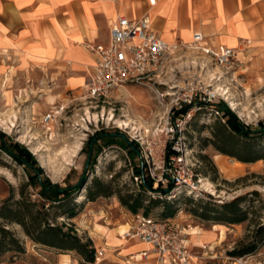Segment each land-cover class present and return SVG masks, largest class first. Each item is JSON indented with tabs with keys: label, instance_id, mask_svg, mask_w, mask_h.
Wrapping results in <instances>:
<instances>
[{
	"label": "rangeland",
	"instance_id": "rangeland-1",
	"mask_svg": "<svg viewBox=\"0 0 264 264\" xmlns=\"http://www.w3.org/2000/svg\"><path fill=\"white\" fill-rule=\"evenodd\" d=\"M174 43L182 50L167 57L161 84L156 85L158 93L150 89L152 86L131 84L111 92L105 102L88 98L83 86L88 76L82 85L67 87L66 71L59 64L7 47L0 50V136L31 154L42 170L41 180L66 188L86 177L85 185L62 203V208H48L38 195L39 188L28 185L34 171L0 152V211L6 206L16 208L17 203L45 204L47 223L63 226L64 231L70 229L81 242L91 241L94 249V262L89 263L76 251L64 252L33 242L20 225L0 218V227L8 230L18 244L0 255V264H124L122 260L129 262L126 264H156L152 258L136 254L117 257L120 249L142 244L136 238L117 237L116 233L119 225L130 224L134 215L120 199L139 194L141 179L133 176V167L139 166H144L143 177L152 180L153 190L159 184L167 188L163 174L171 180L185 177L193 187L167 195L152 191L142 194L144 206L149 201L175 203L178 209L172 218L174 223L187 234L191 229L188 241L193 264L201 260L210 264H264V244L251 255H229L252 242L257 227L264 224V163L242 164L220 153L218 147L227 148L219 137L222 114L216 115L207 105L225 104L249 130H258L259 124H264V53H258L261 47L255 42L245 43L240 46L243 51L238 52L237 61L225 68L191 50L190 42ZM192 89H197L198 95L191 109L195 111L187 119L190 110L177 114L181 109L172 106L179 95ZM160 94L164 96L162 103ZM199 98H205L206 105H198L202 103ZM50 112L56 114L46 125L42 118ZM117 121L127 125L119 127ZM171 128L172 138L167 134ZM98 134H113L117 140L111 146H105V140L98 141L87 167V144ZM257 138L253 145L264 146V138ZM118 139L124 142L118 145ZM131 143L137 146L136 154L128 153ZM167 147L173 151L170 156L174 161L166 160ZM162 148L164 167L159 158ZM73 151L75 157H70ZM95 180L105 195L89 201L88 191L97 192ZM238 197L243 198L240 206L247 215L240 224H214L193 213L200 212L206 203L219 205ZM68 208L76 211L71 219L62 215ZM162 211V203L151 205L149 216L161 219ZM142 212L140 209L137 214ZM212 227L220 233L218 240L199 245L190 242L191 237ZM119 240L121 248L110 245ZM98 251H102L101 256Z\"/></svg>",
	"mask_w": 264,
	"mask_h": 264
},
{
	"label": "crops",
	"instance_id": "crops-1",
	"mask_svg": "<svg viewBox=\"0 0 264 264\" xmlns=\"http://www.w3.org/2000/svg\"><path fill=\"white\" fill-rule=\"evenodd\" d=\"M119 14L131 20L149 16L151 28L169 44L191 42L197 33L208 44L229 48L253 41L264 53V0H0V50L7 47L59 64L67 87L75 88L94 63L86 45L105 44L109 22ZM219 236L212 227L190 242L212 243ZM110 245L121 248L122 242ZM146 249L143 244L122 248L117 257L141 258L138 252Z\"/></svg>",
	"mask_w": 264,
	"mask_h": 264
},
{
	"label": "trees",
	"instance_id": "trees-1",
	"mask_svg": "<svg viewBox=\"0 0 264 264\" xmlns=\"http://www.w3.org/2000/svg\"><path fill=\"white\" fill-rule=\"evenodd\" d=\"M184 105L178 113H186L192 109V106ZM198 105H206V103H198ZM214 108L215 112L221 113L219 117L222 122L220 125V141L226 145L227 148L218 147L217 149L221 154L234 158L240 163H253L259 160L264 161V146L253 145V142L259 138H264V124H259L258 130H249L237 117V115L232 112L225 104H207ZM4 136H0V152L4 153L10 157L17 165H23L27 169H32L34 174L29 177L28 185L31 187L39 188V197L46 202L48 208L57 206L62 208L65 201L69 200L73 193L78 192L86 183V177L83 176L77 185L69 186L66 188H61L57 184H50L48 180H41L40 175L42 170L36 166V162L31 154L21 145L6 143L4 141ZM113 134H98L95 138H90L87 147L88 161L87 167L90 165L91 152L94 145L100 141L105 140V146H111L115 144L117 138ZM118 145H121L124 141L123 139H118ZM102 147H98V151H101ZM129 154H136L138 149L134 144H130ZM98 153V152H97ZM173 153L170 147L166 148V160ZM143 167H133L134 177H140L139 194L135 196H128L126 198H121L120 203L122 206L126 207L127 210L132 214H137L140 209H143V214L149 216V208L151 205L163 204V211L161 212V219L159 220H170L172 219L176 212L177 206L174 202L163 201H149L147 206L143 204V193L146 191H152L155 193H160L161 195H167L172 191L174 183L167 174H163V177L167 180L168 185L166 189L158 185L156 190H153L152 180H146L143 177ZM97 181H94V187L96 188L95 193L89 190L87 193V198L89 201H93L95 196H103L105 192L101 188L97 187ZM101 187V186H100ZM100 189V190H98ZM256 193V192H254ZM243 198L238 197L230 202H224L222 204L216 205V203H206L200 207V212L194 210L193 213L200 219L208 222H213L214 224H240L246 220V211L241 208L240 203ZM190 202L191 200L188 199ZM18 207L11 208L9 206L4 207L0 211V218L8 220L10 222L17 223L22 227L26 236H28L33 242L41 244L50 248H54L60 251H76L86 262H94V249L92 248L91 241L81 242L80 239L72 234L70 229L67 231L63 230V226H55L47 223L46 212L44 210L45 204L37 206V204L32 203L29 206L21 205V203L16 204ZM149 205V206H148ZM36 208L34 211L31 208ZM145 207V208H144ZM75 208H68L62 212V215H66L67 218L71 219L75 216ZM264 244V224L259 225L254 233L253 240L248 245L235 248L229 255L232 257H242L245 255H251L256 252L260 245ZM18 245L17 240L12 236V234L0 227V255L9 251L12 246Z\"/></svg>",
	"mask_w": 264,
	"mask_h": 264
},
{
	"label": "built area",
	"instance_id": "built-area-1",
	"mask_svg": "<svg viewBox=\"0 0 264 264\" xmlns=\"http://www.w3.org/2000/svg\"><path fill=\"white\" fill-rule=\"evenodd\" d=\"M248 43L247 41L246 44ZM184 47L187 46L184 45ZM188 47L225 68L234 64L237 61L238 52L243 51L242 47L235 49L224 45L208 44L204 37L197 33L193 35ZM86 49L94 55V63L88 71L85 89L88 98L96 102H105L111 92L131 84L152 86L150 89L158 93L156 85L161 84L160 78L165 70L167 57L173 52L182 50L178 44L165 42L159 33L151 28L149 16L131 20L120 14L109 22L107 42L105 44L89 43ZM197 92V89H192L188 93L179 95L172 109L180 110L184 105L195 104ZM159 97H161L160 103L164 102V96L160 94ZM199 99L202 103H206L205 98ZM192 111L195 109L186 114L187 119L190 118ZM215 113L220 115L218 112ZM55 114L47 113L43 116L42 122L46 125L50 124ZM186 118L184 117V121ZM169 119L168 116L167 121ZM167 134L172 138L173 129L171 128ZM163 149L165 148L161 149L159 158L164 167ZM168 159L174 161L175 157L170 156ZM177 160L179 161V157ZM167 170H169L168 166ZM172 181L175 186L172 191L182 187L193 189L185 177ZM174 222V219L163 221L143 213L134 214L128 224L129 232L126 237L136 238L146 246L147 249L141 252L143 259L152 258L156 264H193L189 235L183 227ZM100 254L102 252L98 251V256H101Z\"/></svg>",
	"mask_w": 264,
	"mask_h": 264
},
{
	"label": "bare ground",
	"instance_id": "bare-ground-1",
	"mask_svg": "<svg viewBox=\"0 0 264 264\" xmlns=\"http://www.w3.org/2000/svg\"><path fill=\"white\" fill-rule=\"evenodd\" d=\"M116 124H118L119 127H125L127 125V123L126 122H123V121H117ZM77 149H78V146H77ZM74 153H76V151H73L72 154H70V157H75V154ZM68 165H69V163H68ZM237 166L238 167H241L240 164H238ZM190 231H191V229H190ZM190 231L188 232V234L190 233ZM128 232H129V228H128L127 225H119V227L116 230L117 237H124V236L126 237V234ZM100 255H102V254H100Z\"/></svg>",
	"mask_w": 264,
	"mask_h": 264
}]
</instances>
